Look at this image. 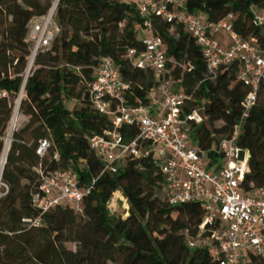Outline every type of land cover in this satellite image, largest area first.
<instances>
[{
    "label": "trees",
    "instance_id": "1",
    "mask_svg": "<svg viewBox=\"0 0 264 264\" xmlns=\"http://www.w3.org/2000/svg\"><path fill=\"white\" fill-rule=\"evenodd\" d=\"M52 4L53 0H0V87L9 93L0 99V161L30 56L27 36ZM252 6L264 9V0H186L181 9L209 23L233 14L239 36L264 46V28L253 25ZM54 21L59 32L35 57L20 108L25 120L11 136L4 166L2 181L8 192L0 197V264H219L207 249L191 250L187 245L184 234H198L204 210L199 203L165 202L164 177L153 157H130L112 174L103 172L104 162L91 148V138L114 128L112 118L89 101V85L96 80L102 58H112L130 84L129 106L149 104V91L157 83L151 70L138 69L127 57L131 49L138 54L145 49L139 12L116 0H59ZM153 27L167 57L174 60L167 79L190 98L185 112L203 109L206 119L192 124L194 145L209 152L238 128L236 144L249 152L241 189L248 193L264 186V84L245 115L242 104L249 90L237 80L239 61L211 79L185 26L154 18ZM120 132L130 142L139 135V127L123 125ZM42 140L50 143L44 156L37 154ZM59 169L73 170L81 188H92L83 212L59 205L42 215L40 227L24 223L41 215L32 205L40 172ZM118 191L128 206L124 216L109 209ZM69 243L76 249H68ZM250 264L264 261L253 256Z\"/></svg>",
    "mask_w": 264,
    "mask_h": 264
},
{
    "label": "built area",
    "instance_id": "2",
    "mask_svg": "<svg viewBox=\"0 0 264 264\" xmlns=\"http://www.w3.org/2000/svg\"><path fill=\"white\" fill-rule=\"evenodd\" d=\"M116 1L135 7L144 22L141 35L145 49L139 54L131 49L127 57L138 69L151 70L157 83L149 91V104L129 106L130 84L121 77L112 58L100 60L96 80L89 85V101L100 114L112 118L114 128L103 136L91 138L90 144L104 162L103 172L117 173L130 157H153L164 177L165 202L169 206L199 203L204 210L198 234L194 236L188 231L184 234L191 250L207 249L219 264H250L253 256L264 261V186L248 193L241 189L248 170L249 152L236 144L239 130L237 128L230 138L209 152L194 145L192 124L199 125L206 118L202 115L203 109L186 113L185 105L190 98L167 79L169 64L174 60L167 57L162 38L154 33L153 19L185 26L201 50L211 79H215L222 68L236 61L241 63L237 80L249 90L242 104L245 115L256 104L264 84V46L256 39L245 40L239 36L233 27V14L217 23H209L183 11L181 7L186 0ZM57 5L58 0L28 33L30 56L7 135L13 136L20 125L23 92L36 55L50 46L59 32L54 21ZM251 13L253 25L264 28V9L252 6ZM8 97L9 93L0 87V99ZM123 125L138 126L139 135L126 142L120 132ZM49 147L48 140L40 141L37 154L44 156ZM40 176L41 184L32 205L41 215L24 219V223L40 227L42 215L59 205L83 212L84 198L92 188H81L73 170L41 171ZM4 186L7 193L8 186ZM115 194L121 196L120 191Z\"/></svg>",
    "mask_w": 264,
    "mask_h": 264
},
{
    "label": "rangeland",
    "instance_id": "3",
    "mask_svg": "<svg viewBox=\"0 0 264 264\" xmlns=\"http://www.w3.org/2000/svg\"><path fill=\"white\" fill-rule=\"evenodd\" d=\"M55 3V0H53V4ZM52 4V5H53ZM200 18L203 20V21H206L205 17L204 16H200ZM75 105V103H70L69 104V107L70 108H73ZM25 119L21 118L20 117V123L22 124L23 121ZM216 126H221V123H218ZM207 165H208V162H207ZM5 184L3 183L2 181V178H1V185H0V197L5 195L6 193V188L4 186ZM159 196L163 199V195L161 193H159ZM127 205L124 204L122 201H121V196L120 194H115L112 198V200L110 201V204H109V209H110V212L111 214L115 215V216H124L125 214V211L127 210ZM67 248L68 249H72V250H75L76 249V245L73 244V243H69L67 244Z\"/></svg>",
    "mask_w": 264,
    "mask_h": 264
},
{
    "label": "bare ground",
    "instance_id": "4",
    "mask_svg": "<svg viewBox=\"0 0 264 264\" xmlns=\"http://www.w3.org/2000/svg\"><path fill=\"white\" fill-rule=\"evenodd\" d=\"M11 136L12 135L9 134V136L7 138L5 151H4V154H3L2 158H1V161H0V185H1L2 170L4 169V166L6 164V159H7L8 151H9V148H10Z\"/></svg>",
    "mask_w": 264,
    "mask_h": 264
},
{
    "label": "water",
    "instance_id": "5",
    "mask_svg": "<svg viewBox=\"0 0 264 264\" xmlns=\"http://www.w3.org/2000/svg\"><path fill=\"white\" fill-rule=\"evenodd\" d=\"M59 1V0H58ZM7 158H8V155H7ZM6 161H7V159H6ZM6 165V164H5ZM3 172H4V169L2 170V175H3ZM2 175H1V178H2Z\"/></svg>",
    "mask_w": 264,
    "mask_h": 264
},
{
    "label": "crops",
    "instance_id": "6",
    "mask_svg": "<svg viewBox=\"0 0 264 264\" xmlns=\"http://www.w3.org/2000/svg\"><path fill=\"white\" fill-rule=\"evenodd\" d=\"M21 118H23V119H24V117H21Z\"/></svg>",
    "mask_w": 264,
    "mask_h": 264
}]
</instances>
